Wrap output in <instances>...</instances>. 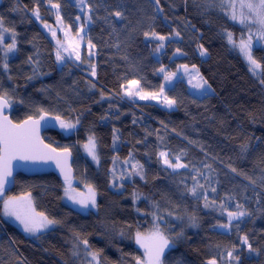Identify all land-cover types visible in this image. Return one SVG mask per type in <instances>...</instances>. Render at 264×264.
Returning a JSON list of instances; mask_svg holds the SVG:
<instances>
[{
	"label": "trees",
	"instance_id": "trees-1",
	"mask_svg": "<svg viewBox=\"0 0 264 264\" xmlns=\"http://www.w3.org/2000/svg\"><path fill=\"white\" fill-rule=\"evenodd\" d=\"M51 3L59 9L49 0H0V18L17 33L16 51L7 60L0 48V94L6 92L11 100L13 123L45 113L74 125L47 132L43 139L56 150L71 151L78 182L74 188L91 185L96 210L79 213L65 206L64 183L53 175L16 176L4 196L29 195L36 212L60 223L26 237L3 219L0 200V264H90L83 255L90 252H99V264H136L135 258L144 259L134 245L136 233L153 232L157 224L171 241L163 264H207L212 259L217 264H264V49L252 50L262 65L259 75H253L226 36L232 32L238 42L246 29L210 0ZM37 7L40 22L51 27L57 10L62 27L72 35L78 31L76 21L83 23L87 14L85 42L95 46V57L89 59L83 48L78 64L59 65L52 41L33 18ZM153 32L165 39H156ZM4 37L5 45L12 42L10 33ZM201 48L205 59L199 56ZM90 65L95 66L94 78ZM181 65L195 66L212 94L195 97L184 80H177L164 91L176 100L172 109L162 98L155 103L123 97L131 80L144 92L159 93L165 74ZM90 137L97 146V167L78 150ZM160 152L172 162L179 157L186 167L177 172L165 168ZM135 162L143 166V179L128 175ZM196 184L202 187L193 196L189 190ZM241 210L246 215L220 227L229 224V211Z\"/></svg>",
	"mask_w": 264,
	"mask_h": 264
},
{
	"label": "snow or ice",
	"instance_id": "snow-or-ice-1",
	"mask_svg": "<svg viewBox=\"0 0 264 264\" xmlns=\"http://www.w3.org/2000/svg\"><path fill=\"white\" fill-rule=\"evenodd\" d=\"M80 4L84 3V0H78ZM159 0H157V3ZM51 7L54 9H59L60 5L57 3H51L49 0ZM221 3H228L231 7L232 13L230 19L240 23L241 25L247 27L249 24H257L258 27V39L264 40V0H239V14H237V2L236 0H221ZM246 10V11H245ZM32 14L36 17L37 20L40 19L39 8L33 9ZM227 14V13H226ZM114 15L118 18L121 17L120 12H115ZM57 21L63 26V21L60 18L59 12L57 11L56 14ZM79 19V17L77 18ZM44 27L49 29L51 32L52 38L56 41V60L58 63L64 60L65 55L69 57L75 56L77 60H80V51H79V43L76 42L73 38L72 41L65 40L64 42L57 39L56 30L52 29L50 25L44 24ZM81 31H83V26L81 27ZM4 33H10L12 37V42L10 44H4ZM16 35L14 29H10L5 26L3 18H0V48H3L4 51V59L7 60L8 54L13 53L16 51ZM79 36V33H77ZM149 34L145 33L147 37ZM156 39L163 41L165 37L163 36H156L153 32L151 34ZM70 36L69 31H65V37L68 38ZM227 41L230 45L234 48H238L240 54L246 59L249 64V72L253 75L258 73V70H261L262 65L259 63L252 55V32L249 29V36L248 39L245 40L243 36L240 37L239 42L237 43L233 38L232 32H227ZM67 45V46H66ZM95 46L89 42V48H94ZM163 44H160L157 47V51L159 48H162ZM200 54L202 56L206 55V52L203 48L200 49ZM32 58L29 57V62L31 63ZM5 72L8 71V64L5 63L3 65ZM92 67V75H95V66L90 65ZM185 71L189 75V83L195 88H201L207 84V81H204L202 77L199 76L198 69L193 66L191 71L189 70L187 65H181ZM35 71V69H34ZM159 71L164 72V69L161 68ZM194 73V74H193ZM175 76V73H166L165 80L170 81L172 77ZM31 79V77H29ZM193 80H198L197 83L193 84ZM123 87V86H122ZM125 95L129 97L138 96L140 99H158V97H162L163 103L171 108L176 104L175 99H170L168 96L164 95V85H161L159 93H149L144 92L142 88L139 87V82L137 80H131L128 82L127 90L125 91ZM11 104V100L8 97V94L5 92L0 94V193L3 192L4 185L7 182L8 177L12 174L11 168V160L12 159H30L35 158L38 152V125L39 121L34 120L31 117L24 121L23 124H13L11 120L7 118L3 114V110L9 107ZM43 118V117H41ZM59 120V117H56ZM60 126L62 128H71L74 127L73 124L65 123L62 120H59ZM113 139H116L115 130L113 132ZM47 148V145H44ZM95 141L93 138H89V143L85 145V148L88 149L89 155L92 157L93 160L97 159L95 154ZM242 148L246 149L247 145H242ZM55 149H50V152H55ZM69 152L67 149L64 150V153L57 154L56 156H51L44 154L43 158L46 159H54L58 168L61 169V173L65 175V181L68 182V175L66 174V161ZM131 155V154H130ZM160 157H166L167 154L164 152L159 153ZM115 160V158H114ZM128 161H125L127 164ZM163 163L173 169L177 168H184L186 167L185 164L180 162V158H175V163L170 162L169 159L165 158ZM70 171V170H69ZM235 171V169H233ZM138 175L142 179L144 178L143 175V166L140 165L138 162L132 164V170L128 173L129 176ZM113 177H115V172L113 170ZM119 179H123V176L119 177ZM195 179V178H194ZM197 187H202V185L196 184L192 189H190V193L193 196H197ZM214 190V189H213ZM66 193L68 189L65 190ZM134 202H135V193ZM96 192L89 185V195L85 199H76L75 197L69 195L68 198L73 200L74 203H79L82 207H87L88 204H91L92 207H96ZM207 201V197H205ZM32 202L30 197L28 196H21V197H9L8 199L4 200V215L6 217L14 218L20 226H22L23 231L25 233H29L31 235H35L38 232H42L44 229L48 228L50 225H57L60 222L55 219H50L48 216L44 215L43 213L35 212L31 206ZM208 203H205V207H208ZM223 207V205H221ZM237 209H241L242 206L237 204ZM229 224H221V228H228L231 224L232 220H237L240 217L246 215L244 211H237L232 212L229 211L227 213ZM193 222L195 221V217L191 218ZM136 243L145 250V257L144 259L135 258L136 264H163L162 257L165 253V249L170 246L171 241L169 240L168 236L161 231L159 225L157 224L154 228V231L147 237L142 235L140 232L136 233L135 237ZM244 244L248 243L246 237L241 238ZM147 241V242H146ZM85 248H88V241L83 240L81 241ZM89 255L91 256V261H95L96 264H99V260L97 259L99 256V252H90ZM229 258L233 257L232 251L228 252ZM91 264V262H90ZM207 264H217L215 259L209 260Z\"/></svg>",
	"mask_w": 264,
	"mask_h": 264
},
{
	"label": "rangeland",
	"instance_id": "rangeland-1",
	"mask_svg": "<svg viewBox=\"0 0 264 264\" xmlns=\"http://www.w3.org/2000/svg\"><path fill=\"white\" fill-rule=\"evenodd\" d=\"M237 2V14H239V0H236ZM210 3H216L219 5V7L223 10L224 14L230 19V16H231V13H232V10H231V7L229 6L228 3H224L222 4L221 3V0H210ZM246 11V10H245ZM227 13V14H226ZM55 14H57V10H55ZM33 18L35 19V21L38 23V25L44 30V32L47 34V36L50 38V40L52 41L54 47H55V55H56V41L52 38V35H51V32L49 31V29L45 28L44 27V24L40 22V19L37 20L36 17L33 15ZM232 22L244 27L247 31V35L244 37L245 40L248 39V36H249V29H251V32H252V50L256 47H260V48H263L264 49V40H259L258 39V25L253 23V24H249L247 27L241 25L240 23L236 22V21H233L232 19H230ZM76 24H77V27H78V31L77 33H79V36L77 35H72L70 33V36L68 38L65 37V31H69L68 29H65L62 27V25L56 21V26L55 27H51L52 29H55L56 30V34H57V39H59L60 41L64 42L66 39L69 40V41H72L73 38L76 42L79 43V51H80V57L82 55V49L85 48L86 50V54H87V57L89 59H93L95 57V52L92 48H89V45L85 42V36H86V29L87 27L89 26L90 24V21H89V17L87 14L84 15V22L82 23L80 20H77L76 21ZM83 26V31H81V27ZM70 32V31H69ZM239 42V41H238ZM237 42V43H238ZM67 46V45H66ZM236 51L239 53L241 59L243 60V62L246 64V66L249 68V64L248 62L246 61V59L240 54L239 52V49L238 48H235ZM199 52V56L202 58V59H205L206 58V55L202 56L200 54V50L198 51ZM80 60H77L75 58V56H71L69 57L68 55H65V58L63 61H61L59 63V65H62L63 63L65 62H72V63H76L78 64ZM192 68H189V70L191 71ZM260 73V70H258V73L256 75H259ZM194 74V73H193ZM92 78H94L93 75H91ZM200 76V74H199ZM201 77V76H200ZM177 80H184L186 83H187V88H188V91L190 94H192L193 96L195 97H198V98H202V97H205V96H208V95H211L212 94V90L211 88L208 86V84L204 85L203 87L201 88H195L193 87L190 83H189V75L187 73H185L184 69L182 67L178 68L175 72V76L172 77V79L170 81H164V91L167 90V89H171L174 85V83L177 81ZM198 80H193V84L197 83ZM128 87V86H127ZM127 87L125 88L124 92H123V97L126 98L127 100H132V101H135V102H140V101H149V102H155V103H159V100L162 98V97H158V99H147V100H144V99H140L138 96H133V97H129L127 95H125V91L127 90ZM163 106V104H161ZM166 108H169L166 106ZM169 109H172L169 108ZM60 129V131L64 132L65 130H68L70 128H62L61 126L58 128ZM89 143V140L81 145L80 147H78V150L80 152V155L81 157L85 158L88 162H90L93 166L97 167L98 165V151H97V146L95 147V154L97 156V159L96 160H93L92 157L89 155L88 153V149L85 148V145H87ZM96 145V143H95ZM165 153V152H164ZM167 154V153H166ZM159 158L161 160V163L162 165L165 167V168H168L169 170L173 171V172H177V171H180L184 168H177V169H173V168H169L167 167L164 163H163V160L165 158L168 159V156L166 157H160L159 155ZM172 162V161H170ZM172 163H175V161H173ZM132 167V165H131ZM78 182L77 180H73L72 183H64V190H63V194H62V203L79 212V213H88V212H94L96 210V207H92L91 204H88L87 207H82L79 203H74L73 200L69 199L68 196L71 195L73 197H75L76 199H85L88 197L89 195V188H83V189H80V190H77L74 188L75 185H77ZM66 189H68V192L66 193ZM25 196H28L30 197L31 199V202H32V198L31 196L29 195H25ZM18 197H21V196H18ZM9 197H5L4 196V193H0V200L2 202V207L4 205V200L8 199ZM95 200H97V195L95 197ZM32 206V209L34 210V207H33V202L31 204ZM35 211V210H34ZM36 212V211H35ZM2 217L3 219L6 221V222H9L11 223L12 225H14L23 235H25L26 237H29V238H34L36 236H38L39 234H43V233H46L48 231H50L52 228H53V225H50L48 228L44 229L42 232H38L36 233L35 235H31L29 233H25L23 231V228L22 226L19 225V223L12 217H6L4 215V209H3V212H2ZM233 221V220H232ZM152 232L150 233H147L145 234L144 236L147 237L151 234ZM147 242V241H146ZM134 245L137 249H139L140 251L143 252L144 254V257H145V250L143 248H141L137 243H136V240L134 239ZM171 246V245H170ZM170 246L165 249V252L170 248ZM165 254V253H164ZM83 255H86V258L89 260V263L91 262V264H96L95 261H91V256L88 254H84Z\"/></svg>",
	"mask_w": 264,
	"mask_h": 264
},
{
	"label": "water",
	"instance_id": "water-1",
	"mask_svg": "<svg viewBox=\"0 0 264 264\" xmlns=\"http://www.w3.org/2000/svg\"><path fill=\"white\" fill-rule=\"evenodd\" d=\"M11 106L5 108L3 110V114L7 116L9 120L10 119V112H11ZM43 117V118H41ZM34 120L39 121L38 125V152L35 156V158L30 159H12L11 160V168H12V174L10 177H8L7 182L4 185L3 192L4 194L9 193L13 187H14V180L16 176L22 175L25 177H36V176H42V175H53L55 176L59 181L66 183L65 181V175L61 173V169L57 167L56 162L54 159H46L43 158L44 154L56 156L57 154H63L64 150H56L54 153L50 152V149H54L53 147L49 146L44 142L43 136L47 132H54L58 130L60 127V118L59 120L56 119L54 116H50L48 114L42 113L36 118H32ZM28 120V119H26ZM24 120V121H26ZM20 123H13V124H23V122ZM44 145H47L48 147L45 148ZM69 155L67 156V167H66V174L68 175V182L71 183L74 180V169H73V155L70 150H68ZM70 170V171H69Z\"/></svg>",
	"mask_w": 264,
	"mask_h": 264
}]
</instances>
